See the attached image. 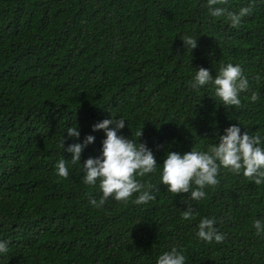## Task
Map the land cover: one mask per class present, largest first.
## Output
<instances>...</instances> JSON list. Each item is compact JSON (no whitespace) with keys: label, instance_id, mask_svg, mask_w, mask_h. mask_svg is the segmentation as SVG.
<instances>
[{"label":"trees","instance_id":"16d2710c","mask_svg":"<svg viewBox=\"0 0 264 264\" xmlns=\"http://www.w3.org/2000/svg\"><path fill=\"white\" fill-rule=\"evenodd\" d=\"M206 0H0V264H155L175 246L185 264H264V184L226 168L206 196L171 193L159 171L137 177L154 200L135 204L82 181V164L59 177L70 143L95 137L81 163L101 150L103 130L92 125L123 118L120 134L144 143L158 163L166 151L206 150L231 124L264 137V0L231 27L208 15ZM249 0H225L238 11ZM197 37L186 50L180 36ZM221 63L240 64L249 89L239 106H225L213 89H192L193 67L215 75ZM252 91L259 99L250 101ZM78 126L79 138L67 136ZM141 129V135L137 133ZM65 140L64 147L62 140ZM159 167V166H158ZM191 206L193 218L181 212ZM216 220L224 236H196L200 218Z\"/></svg>","mask_w":264,"mask_h":264},{"label":"clouds","instance_id":"9594fccd","mask_svg":"<svg viewBox=\"0 0 264 264\" xmlns=\"http://www.w3.org/2000/svg\"><path fill=\"white\" fill-rule=\"evenodd\" d=\"M225 0H206L201 7L207 8L208 15L224 17L231 27L242 23V18L251 15L252 0L238 11L229 10ZM186 50L197 46V37L189 34L180 36ZM189 84L192 89L209 86L213 89V97L218 98L225 106H239L240 93L249 89V79L243 75L240 64L221 63L215 75L210 74L208 68L193 67ZM254 79L259 84L264 75L256 73ZM255 102L259 99L257 91H252L248 97ZM92 131L103 130L105 136L101 143V150L95 157L89 156L81 163V153L85 147L93 143L94 135L86 134L82 141L70 143L66 151L71 153L70 160L59 159L55 164V172L59 177H67L69 164H82V181L86 185H96L102 193L99 199L90 198L88 203L96 208L105 204L111 196L117 201H127L133 193L136 194L133 203L142 204L155 199V187L152 184H142L137 177L159 171L160 184L166 185L168 192L187 193L189 198L200 201L206 196L205 188L218 183L217 175L221 168L233 173L242 174L256 185L264 184V137L259 133L250 135L247 131L241 132L238 124H231L217 133L216 142L209 144L206 150L192 148L188 152L180 153L167 150L162 162L158 163L153 152L144 143L135 142L120 134L125 127V119L105 118L94 123ZM67 136L79 138L78 126H68ZM141 135V129L137 133ZM64 147L65 140H62ZM159 166V167H158ZM181 216L184 220L193 218L191 206H187ZM216 220L211 217H202L197 224L196 236L206 242H221L224 236L215 227ZM253 227L257 235L264 234V219H256ZM8 244L0 240V253H5ZM186 257L182 251L173 246L156 258L155 264H185Z\"/></svg>","mask_w":264,"mask_h":264}]
</instances>
